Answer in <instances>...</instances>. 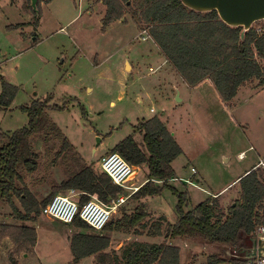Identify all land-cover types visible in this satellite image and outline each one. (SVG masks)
Here are the masks:
<instances>
[{"label":"rangeland","instance_id":"374dc122","mask_svg":"<svg viewBox=\"0 0 264 264\" xmlns=\"http://www.w3.org/2000/svg\"><path fill=\"white\" fill-rule=\"evenodd\" d=\"M30 1H0V95L4 83L17 89L10 108L0 110V148L13 133L28 126L29 118L22 108L52 96L50 106H59L62 111H48V119L61 130L72 154L83 165L102 172L104 155L134 135L140 121L158 117L182 150L173 162L181 182L173 185L189 193L187 211L217 196L225 211L239 199V180L264 157V87L258 81L242 87L233 101L224 103L210 81L196 87L186 85L131 12L104 28L107 8L97 0H54L41 5L39 18ZM254 27H263V22ZM178 95L181 103L176 102ZM46 139L43 134L31 139L40 156L38 171L33 175H27L23 168L21 171L23 186L39 202L51 195L53 185L66 179L64 163L51 170L45 168L46 149H61L54 136ZM135 139L142 145L141 135L136 134ZM242 153L245 158L240 159ZM192 169L198 174L193 175ZM134 170L137 183L132 188L136 189L146 182L148 171L145 166ZM132 190L130 195L135 193ZM56 196L68 197L69 192ZM127 199L123 197L112 221L143 205ZM143 202L148 218L136 231L145 235L163 226L166 232L168 222L176 223L178 200L170 191ZM15 204L24 212L20 200L15 199ZM0 213L11 216L12 210L2 202ZM22 224L12 218L8 226ZM25 226L35 230L38 244L24 254H13L15 264H63L69 259L61 254L65 244H59L57 235L62 238L59 230L63 233L71 225L40 213ZM108 236L111 247L107 252L117 255L135 243L160 240L141 238L133 230ZM185 243L182 258L187 264L193 257H197L196 264H207L210 255L231 256L201 240L185 239ZM14 249L9 239L0 244V264H12L9 258Z\"/></svg>","mask_w":264,"mask_h":264},{"label":"trees","instance_id":"16d2710c","mask_svg":"<svg viewBox=\"0 0 264 264\" xmlns=\"http://www.w3.org/2000/svg\"><path fill=\"white\" fill-rule=\"evenodd\" d=\"M52 1L38 0L37 18L41 5ZM97 2L107 8L104 28L123 19L127 11L137 16L139 23L145 26L143 30L147 31L186 85L196 87L210 81L224 103L233 101L239 90L253 81H258L259 86L264 87V32L258 33L256 27L253 26L242 40V28L227 26L217 12L201 14L191 11L180 0ZM261 28L264 29V22ZM16 94V88L4 83L0 110L9 109ZM52 99L50 96L43 101L34 100L30 107H23L22 111L29 118L28 126L13 133L0 148V203H5L12 210L11 218L23 223L18 227L0 225V244L9 239L15 246L9 258L12 264L16 263L14 255L26 253L36 246L37 234L25 223L35 221L42 213L40 210L57 194L71 190L80 194L77 199L80 207L91 199L109 206L113 201L125 197V193H128V199L143 203L132 214L123 213L120 219L111 221L101 233L75 235L71 240L74 263L95 256L96 264H182L180 249L173 243H135L120 255L107 252L111 246L108 234L130 233L132 230L138 232L136 229L148 218L143 201L161 197L168 190L178 203L176 223L168 224L166 240H201L209 246L225 249V254L227 251L231 254L230 257L210 255L207 264H255V259L245 258V249L251 247L255 228L264 224V171L260 167L252 169L239 180V199L227 210L222 209L220 196H217L187 211L191 201L189 193L170 186L172 181L177 180L172 164L182 155V150L165 123L154 117L140 121L134 127L135 134L119 142L112 150L134 169L147 168L146 183L136 187L138 191L130 195L126 188L115 185L92 165H83L81 159L72 154L67 138L48 119V111H62L59 106H50ZM39 134L47 139L54 136L61 144L59 152H54L55 148L46 149L45 168L54 169L59 162L66 165V179L53 185L51 195L43 202H39L23 186L21 174L22 168L27 175H33L39 169L40 156L31 144V139ZM136 134L142 136V145L136 141ZM15 199L20 200L24 212L19 210ZM71 226L90 230L79 218ZM196 261L197 257H193L188 264H196Z\"/></svg>","mask_w":264,"mask_h":264},{"label":"built area","instance_id":"2783aa9c","mask_svg":"<svg viewBox=\"0 0 264 264\" xmlns=\"http://www.w3.org/2000/svg\"><path fill=\"white\" fill-rule=\"evenodd\" d=\"M257 32L263 33L264 29L261 27L257 28ZM151 112L153 113L154 109H151ZM239 157L243 159L245 158V154L242 153ZM260 166L264 167V162H262ZM100 167L102 173L107 175L115 185L123 188H127L135 171L134 168L117 153H110L103 156L100 160ZM192 174L197 175L198 173L195 169H192ZM79 195L80 194L75 190H71L68 197L55 196L51 202L42 209V214L69 226L73 225L75 220L79 218L92 231L101 233L112 221L113 212L123 201V198H120L118 201H113L111 206H105L99 201L91 199L80 207L75 200ZM252 236L253 239H264V224L258 225L252 233ZM255 264H264V258L255 259Z\"/></svg>","mask_w":264,"mask_h":264},{"label":"water","instance_id":"95a60500","mask_svg":"<svg viewBox=\"0 0 264 264\" xmlns=\"http://www.w3.org/2000/svg\"><path fill=\"white\" fill-rule=\"evenodd\" d=\"M191 11L208 14L217 12L220 20L231 28H242L241 39L252 27L264 22V0H180ZM32 9L38 11V0H31ZM176 102L181 103L178 95ZM100 143V141H99ZM199 183V182H198ZM134 184V181H133ZM133 184H130L132 186ZM125 197L128 193H125ZM248 260L264 258V239H252L251 247L245 249Z\"/></svg>","mask_w":264,"mask_h":264},{"label":"crops","instance_id":"0c3cea01","mask_svg":"<svg viewBox=\"0 0 264 264\" xmlns=\"http://www.w3.org/2000/svg\"><path fill=\"white\" fill-rule=\"evenodd\" d=\"M190 89H192V88H190ZM150 113H152V112H150ZM152 118L153 117H148V118H145L143 120H150ZM173 137H174V135H173ZM263 160H264V157L263 158H260V162H263ZM260 162L257 165L253 166L251 169H249L247 171V173L250 172L252 169H254L256 167H259L260 166ZM172 166H173V164H172ZM173 169H174V167H173ZM245 174L243 176H245ZM176 175H177V173H176ZM134 179H135V177H133L132 180L127 185V188L126 189L128 190V192H130L133 189V188H131L133 185L130 186V184H133V181H135ZM178 181L181 182V178L178 179V175H177V180L172 181L171 184H170V186L173 187V188H175L177 191H179V190L173 185V183H175V182L177 183ZM197 182H200V180H197ZM135 183H137V181L134 182V185H135ZM145 183L146 182H143L142 184L139 185V187L143 186ZM132 191L137 192L138 191V188H136V190H132ZM11 221H12V218H11L10 214L8 216H5L3 213H0V225H9L11 223ZM54 221H56V220H54ZM56 222L57 223H60L58 221H56ZM168 224H169V222H168ZM173 224H175V223H173ZM157 228L158 229L149 230L147 233H145V235L142 234L141 232H135V231H133V232H134V234H137L141 238L150 239V238L153 237V238L160 239L159 241H154V242L145 241L144 243H139V244L160 245V244H170V243H173L174 246H176V247H178L180 249V252H181V263L182 264H187L186 260H183V258H182L183 251H184V248H183L182 244L185 243V240H183V239H177L174 242L169 241V240H166L165 239V236H166L167 230H166V232H164L163 231V226H157ZM59 232L62 235V238L57 235L58 240L60 242L59 244H62V242H64V244H65L64 245L65 252L64 253H61V254H65L66 257H69V259L67 258V260L63 264H69V263H71V264H96L95 256L88 257V258L83 259L82 261H80L78 263H74V257H73L72 251H71V240H72V238L75 235H88L90 233L85 232L84 229L75 228L73 226L71 227L70 230H67V231L66 230H63V233H62V230H59ZM110 240H111V238H110ZM37 242H38V240H37ZM37 242H36V244H38Z\"/></svg>","mask_w":264,"mask_h":264}]
</instances>
